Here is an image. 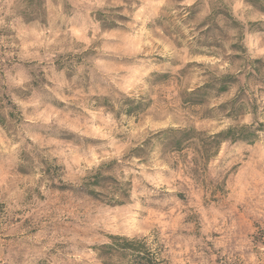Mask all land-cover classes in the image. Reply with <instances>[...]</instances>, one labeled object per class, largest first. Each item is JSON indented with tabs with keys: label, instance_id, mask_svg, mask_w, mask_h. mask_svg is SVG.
I'll return each instance as SVG.
<instances>
[{
	"label": "rangeland",
	"instance_id": "obj_1",
	"mask_svg": "<svg viewBox=\"0 0 264 264\" xmlns=\"http://www.w3.org/2000/svg\"><path fill=\"white\" fill-rule=\"evenodd\" d=\"M119 235L264 264V0H0V264Z\"/></svg>",
	"mask_w": 264,
	"mask_h": 264
},
{
	"label": "trees",
	"instance_id": "obj_2",
	"mask_svg": "<svg viewBox=\"0 0 264 264\" xmlns=\"http://www.w3.org/2000/svg\"><path fill=\"white\" fill-rule=\"evenodd\" d=\"M230 131H220L215 138L225 139L224 134ZM180 139L176 141V145ZM110 243L103 245L100 256H105L104 264H163L159 248L153 247L150 236L129 238L126 236H112ZM157 236L153 237V239Z\"/></svg>",
	"mask_w": 264,
	"mask_h": 264
}]
</instances>
